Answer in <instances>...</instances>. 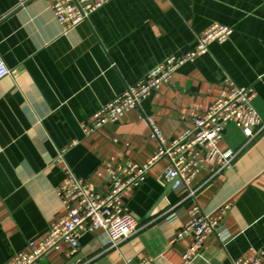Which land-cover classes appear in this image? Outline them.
<instances>
[{
  "label": "crops",
  "instance_id": "obj_1",
  "mask_svg": "<svg viewBox=\"0 0 264 264\" xmlns=\"http://www.w3.org/2000/svg\"><path fill=\"white\" fill-rule=\"evenodd\" d=\"M214 24L232 29L224 44L181 65L167 86L115 123L84 133L104 105L158 64L185 56ZM0 57L10 71L0 80V264L40 242L64 216L57 193L64 166L105 196L110 170L154 158L161 144L148 120L169 146L193 128L195 108L207 109L226 80L254 89L264 120V0H109L71 30L57 22L48 0H0ZM218 148L233 151L228 169L205 165L189 191L159 183L168 164L160 159L123 195L135 234L116 246L101 231L83 234L74 261L183 264L192 241L171 240L195 205L208 216L230 208L188 264L264 256V129L247 138L230 123ZM67 252L52 251L42 264H68Z\"/></svg>",
  "mask_w": 264,
  "mask_h": 264
},
{
  "label": "built area",
  "instance_id": "obj_2",
  "mask_svg": "<svg viewBox=\"0 0 264 264\" xmlns=\"http://www.w3.org/2000/svg\"><path fill=\"white\" fill-rule=\"evenodd\" d=\"M50 9L66 30H71L87 21L89 16L104 7L109 0H48ZM232 29L226 25L214 24L199 36L197 44L183 57L169 58L152 68L138 83L127 87L124 94L104 105L96 112L83 128L86 135L96 132L108 123H115L125 113L138 108L141 100L148 98L160 87L167 86L175 70L191 62L199 55H204L212 43L224 44L231 36ZM10 71L0 57V80L6 78ZM226 89L209 107L203 111L195 108L191 114L193 128L165 146L160 131L151 125L152 135L160 141L159 152L149 162L138 165L129 162L117 173L110 170L111 182L105 196H99L83 178L77 177L67 166L65 180L57 193L65 209V214L48 230L46 236L38 243L28 242L25 249L13 256L8 264H42L43 258L52 251H59L67 246L68 264L74 261L79 251V240L83 234L103 232L110 246H116L128 240L136 232L128 208L123 203V195L128 189L140 185L149 169L160 159L166 158L168 164L160 178L182 186L189 191V185L205 165H213L217 171L228 169L234 157L233 151H221L219 142L228 124H236L247 138H253L264 129V120L255 109L253 100L255 92L252 87H236L230 80L225 82ZM63 159L59 154L58 161ZM194 193L189 192L193 197ZM226 205L219 214L208 216L195 205L189 212V220L171 240L189 237L190 247L181 254L183 264H188L204 247L207 239L215 234L221 225L223 215L229 210ZM128 264H134L130 261ZM136 264H149L147 261ZM231 264H264L262 253L238 259Z\"/></svg>",
  "mask_w": 264,
  "mask_h": 264
}]
</instances>
